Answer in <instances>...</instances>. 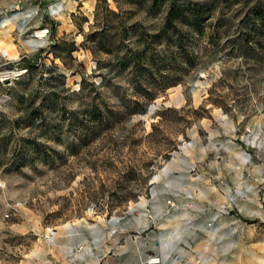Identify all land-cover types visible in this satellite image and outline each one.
Instances as JSON below:
<instances>
[{
	"label": "rangeland",
	"instance_id": "1",
	"mask_svg": "<svg viewBox=\"0 0 264 264\" xmlns=\"http://www.w3.org/2000/svg\"><path fill=\"white\" fill-rule=\"evenodd\" d=\"M182 1L201 33L146 44L165 5L106 0L121 69L95 0H0V264H264L258 0Z\"/></svg>",
	"mask_w": 264,
	"mask_h": 264
},
{
	"label": "trees",
	"instance_id": "2",
	"mask_svg": "<svg viewBox=\"0 0 264 264\" xmlns=\"http://www.w3.org/2000/svg\"><path fill=\"white\" fill-rule=\"evenodd\" d=\"M262 1V2H261ZM131 3L136 5H145L148 12H159L160 6L165 5L164 15L162 17L160 26L153 33L140 32L139 39L146 42V44L153 41H163L164 43L169 42L171 37L179 32L178 25L183 23L187 27L191 28L195 33H201L202 23L200 21V15L204 5L196 2H188L182 0H131ZM252 15L257 23V30L264 31V0H258L255 7L252 9ZM94 21L104 24L108 21H113L112 28L114 29V40H106L103 31L100 29L92 34V38L97 36V43L104 52H108L105 46L110 42L114 44L115 48L122 46L124 48L121 55L119 56L118 63L120 64L121 69L127 67L133 68V63L137 62V55L131 49H126L124 44V39L127 37L129 30H134L136 24L126 25L123 18L119 16L117 11H114L108 7L106 0H95L94 12H93ZM180 41V39H177ZM247 41V40H246ZM180 45V42H178ZM55 46V45H52ZM106 48V49H105ZM147 48V47H146ZM74 47L69 48V52L72 51ZM148 52L146 57V66L141 67L146 69V74L149 77H153V71L149 69L148 65H153V57ZM132 63V65H130ZM147 67V68H146ZM154 70V74H159L160 70L158 67ZM31 66L28 65L26 70H30ZM144 69V70H145ZM163 78V76H161ZM174 82L167 83L164 86L167 87L172 85Z\"/></svg>",
	"mask_w": 264,
	"mask_h": 264
},
{
	"label": "crops",
	"instance_id": "3",
	"mask_svg": "<svg viewBox=\"0 0 264 264\" xmlns=\"http://www.w3.org/2000/svg\"><path fill=\"white\" fill-rule=\"evenodd\" d=\"M193 253L194 258L202 259L206 255V247H203L199 241L195 244V250Z\"/></svg>",
	"mask_w": 264,
	"mask_h": 264
},
{
	"label": "bare ground",
	"instance_id": "4",
	"mask_svg": "<svg viewBox=\"0 0 264 264\" xmlns=\"http://www.w3.org/2000/svg\"><path fill=\"white\" fill-rule=\"evenodd\" d=\"M42 35L38 34L36 37H40ZM154 257L150 258L146 263L147 264H155L156 262L153 260Z\"/></svg>",
	"mask_w": 264,
	"mask_h": 264
},
{
	"label": "built area",
	"instance_id": "5",
	"mask_svg": "<svg viewBox=\"0 0 264 264\" xmlns=\"http://www.w3.org/2000/svg\"><path fill=\"white\" fill-rule=\"evenodd\" d=\"M42 33H45V31L44 30H42ZM43 36V35H42ZM153 260L157 263L158 262V258H153Z\"/></svg>",
	"mask_w": 264,
	"mask_h": 264
},
{
	"label": "water",
	"instance_id": "6",
	"mask_svg": "<svg viewBox=\"0 0 264 264\" xmlns=\"http://www.w3.org/2000/svg\"><path fill=\"white\" fill-rule=\"evenodd\" d=\"M52 230H54V229H52ZM141 264H147L146 262H142Z\"/></svg>",
	"mask_w": 264,
	"mask_h": 264
}]
</instances>
